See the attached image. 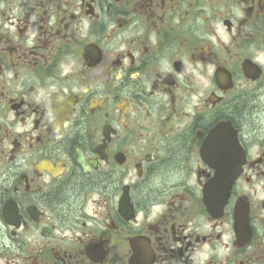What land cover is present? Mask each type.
Wrapping results in <instances>:
<instances>
[{"label": "flooded vegetation", "instance_id": "flooded-vegetation-1", "mask_svg": "<svg viewBox=\"0 0 264 264\" xmlns=\"http://www.w3.org/2000/svg\"><path fill=\"white\" fill-rule=\"evenodd\" d=\"M0 264H264V0H0Z\"/></svg>", "mask_w": 264, "mask_h": 264}, {"label": "water", "instance_id": "water-1", "mask_svg": "<svg viewBox=\"0 0 264 264\" xmlns=\"http://www.w3.org/2000/svg\"><path fill=\"white\" fill-rule=\"evenodd\" d=\"M216 131H214V133H215ZM221 163V161H219V164ZM241 165H242V163L239 165V164H236V169H237V171H236V174H235V176L234 177H236L237 175H238V173H239V171L241 170ZM232 181H233V179L232 180H230L229 182H228V184L230 185L231 183H232Z\"/></svg>", "mask_w": 264, "mask_h": 264}]
</instances>
